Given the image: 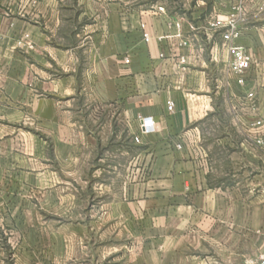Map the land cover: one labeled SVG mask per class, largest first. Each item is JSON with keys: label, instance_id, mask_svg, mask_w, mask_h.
Masks as SVG:
<instances>
[{"label": "crops", "instance_id": "crops-1", "mask_svg": "<svg viewBox=\"0 0 264 264\" xmlns=\"http://www.w3.org/2000/svg\"><path fill=\"white\" fill-rule=\"evenodd\" d=\"M235 1L213 0L208 13L196 9L187 16L139 9L126 0H0V215L9 216L11 200L17 201L9 192L8 125L28 113L49 124L51 151L56 159L71 156L69 169L76 168L77 155L87 156L81 170L92 198L85 211L129 235V246L119 248L125 264H256L264 246L261 0L246 3L237 40L253 58L245 85L233 77L226 82L221 62L209 60L214 44L226 56L210 21ZM181 16L188 47L165 27L168 18ZM163 34L169 36L158 40ZM248 90L257 94L251 105L239 100ZM220 96L233 126L214 139L225 150V167L203 143L204 124ZM169 99L173 112L166 108ZM95 111L113 124L126 123L130 147L111 160H105L98 131L85 126ZM144 117L152 118L153 131L140 133ZM135 143L143 144L149 161L141 179ZM123 154L129 156L124 165ZM146 220L152 222L140 228ZM142 231L147 237L138 256L132 237Z\"/></svg>", "mask_w": 264, "mask_h": 264}, {"label": "rangeland", "instance_id": "rangeland-1", "mask_svg": "<svg viewBox=\"0 0 264 264\" xmlns=\"http://www.w3.org/2000/svg\"><path fill=\"white\" fill-rule=\"evenodd\" d=\"M126 1H131L139 9L163 7L169 13L187 16L196 9L208 13L213 2ZM214 102L213 109L209 112L210 118L204 124L206 131L210 133H205L203 143L211 146L212 153L219 154L217 156L222 159V166L225 167V150L214 139L231 131L233 126L228 120L230 112L222 97ZM93 115L92 120H85V126L98 131L105 160H111L113 153L119 149L123 151L130 147L128 140L124 138L126 123L123 120L113 124L112 120L109 122V118H105L106 114L99 115L95 111ZM8 130L9 192L17 201L11 200L9 216L0 215V264H125L128 258L119 248L129 246V235L117 231L113 223H105L96 216L88 217L85 211L87 201L92 198L83 182L81 170L82 160L87 156L77 155L76 168L69 169L67 160H71V156L63 154L56 159L51 151L52 144L47 137L49 124L43 120L38 121L28 113L24 121L11 120ZM18 132L21 137L16 139L13 136H17ZM78 144L80 145V141ZM135 144L132 148L137 149V177L141 179L147 173L146 162L149 161L141 151L143 144ZM128 157L122 155L123 165ZM18 176L20 182L15 185L18 182L15 178ZM17 205L19 211H13L12 208L16 209ZM150 222L152 220L139 222V227L144 229ZM146 237L145 231L138 237H132L134 244H131L136 247L134 254L139 256L141 243Z\"/></svg>", "mask_w": 264, "mask_h": 264}, {"label": "built area", "instance_id": "built-area-1", "mask_svg": "<svg viewBox=\"0 0 264 264\" xmlns=\"http://www.w3.org/2000/svg\"><path fill=\"white\" fill-rule=\"evenodd\" d=\"M220 1V0H219ZM250 0H236L231 3L230 8L226 12H216L215 16L210 21V28L212 32L218 35L220 39V46L225 50L226 56L224 58L220 55V48L217 44H214L209 49V60L213 62H221L222 75L225 81L233 77L235 83L239 87H243L246 83V73L253 68V58L251 54L242 46L237 43V40L241 35V22L246 10V3ZM258 10H264V0H261L257 6ZM154 12L163 14L165 10L163 7L153 9ZM185 17L168 18L165 21V27L168 29H174L173 36L179 37L178 45L180 47H188L190 41L187 37L183 36L182 25ZM190 27H192L190 25ZM141 36L144 42L150 41V34L145 29V24H140ZM169 35L163 34L158 37L161 40ZM28 38V35H25ZM27 46L32 47L31 43H26ZM159 57L164 58L163 52L159 53ZM179 63L184 64L185 58L183 56L178 57ZM124 61L129 62V58L125 57ZM239 100L249 105L257 101V94L251 90L246 91L239 97ZM166 108L168 112H173L174 104L172 100H167ZM255 125H261L262 120H256ZM140 133L151 132L154 129V122L150 117H144L140 120ZM139 137L135 136V141H138ZM177 148H180V144H176ZM256 264H264V246L260 250Z\"/></svg>", "mask_w": 264, "mask_h": 264}]
</instances>
